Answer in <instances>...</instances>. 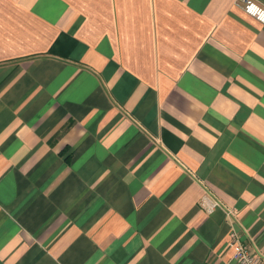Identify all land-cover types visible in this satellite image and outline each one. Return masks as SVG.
I'll list each match as a JSON object with an SVG mask.
<instances>
[{"label":"crops","instance_id":"0c3cea01","mask_svg":"<svg viewBox=\"0 0 264 264\" xmlns=\"http://www.w3.org/2000/svg\"><path fill=\"white\" fill-rule=\"evenodd\" d=\"M238 3L0 0V264H237L233 231L264 260V25Z\"/></svg>","mask_w":264,"mask_h":264},{"label":"built area","instance_id":"2783aa9c","mask_svg":"<svg viewBox=\"0 0 264 264\" xmlns=\"http://www.w3.org/2000/svg\"><path fill=\"white\" fill-rule=\"evenodd\" d=\"M238 5H240L241 9L247 15L264 25V7L252 0H242V3H238ZM202 206L205 207L208 212L213 213L219 208L220 203L205 198L202 202ZM229 246L234 252L233 258L237 264H264V260L260 256L252 252L248 246L241 242L239 235L235 231L230 234Z\"/></svg>","mask_w":264,"mask_h":264}]
</instances>
